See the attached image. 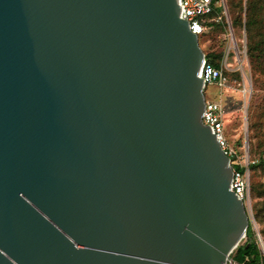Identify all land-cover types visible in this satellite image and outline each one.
Segmentation results:
<instances>
[{"label":"water","instance_id":"water-1","mask_svg":"<svg viewBox=\"0 0 264 264\" xmlns=\"http://www.w3.org/2000/svg\"><path fill=\"white\" fill-rule=\"evenodd\" d=\"M179 7L0 0V264H226L246 238Z\"/></svg>","mask_w":264,"mask_h":264},{"label":"rangeland","instance_id":"rangeland-1","mask_svg":"<svg viewBox=\"0 0 264 264\" xmlns=\"http://www.w3.org/2000/svg\"><path fill=\"white\" fill-rule=\"evenodd\" d=\"M224 6L225 8L221 6V11L216 16V18L222 16L225 19L224 33L210 27L206 28L205 36L199 40V46L204 54L223 53L221 66L223 74L228 79V84L225 88L208 86L204 91V97L209 102H221L225 108L223 136L226 148L234 158L236 165L245 166L249 160L264 158V152L250 154L248 146L249 122H257L258 133L264 136V73L257 72L256 76H253L254 72L247 56L245 30L231 27L226 0H224ZM235 74L239 75L238 79L233 78ZM261 167L256 169L259 170ZM252 174L253 171H250L249 205L246 211L249 216V227L255 240L257 241L256 234H258L264 245L262 226L255 220L252 208L255 202L250 192Z\"/></svg>","mask_w":264,"mask_h":264},{"label":"trees","instance_id":"trees-1","mask_svg":"<svg viewBox=\"0 0 264 264\" xmlns=\"http://www.w3.org/2000/svg\"><path fill=\"white\" fill-rule=\"evenodd\" d=\"M230 24L232 28L244 29L246 34V49L247 56L251 65V69L255 73H264V0H226ZM221 6H215L214 11L205 16L209 22L206 24L207 28L224 33L225 19L222 16L216 18L220 13ZM219 19V20H218ZM205 36L203 33L199 40ZM207 61L219 68L223 58V53H208L205 54ZM234 79H238L239 75H233ZM264 115V112H263ZM257 122H249L248 126V146L249 153L264 152V136L258 133ZM231 161L234 158H230ZM258 165L250 166L249 170L252 172L250 192L255 202L253 204L254 218L259 225L262 226L261 233L264 236V158L259 160ZM233 168H235L233 166ZM239 169V167H236ZM261 178V179H258ZM247 241L238 246L233 256L234 260L239 264H261L262 256L254 238V235L249 227L246 233Z\"/></svg>","mask_w":264,"mask_h":264},{"label":"built area","instance_id":"built-area-1","mask_svg":"<svg viewBox=\"0 0 264 264\" xmlns=\"http://www.w3.org/2000/svg\"><path fill=\"white\" fill-rule=\"evenodd\" d=\"M216 5L224 6V0H180V18L187 21L190 31L196 34L199 37L205 33L206 24L209 22L205 16L211 14ZM230 26V24H229ZM199 79L203 80V92L208 86H216L218 88H225L228 84L227 77L223 74L222 66L215 68L212 66L204 56V63L198 73ZM224 116L225 108L221 102H209L205 99L204 110L202 113V123L208 127L212 134L216 137L217 141L221 145L222 149L225 151L226 155L229 158H233L230 155V152L226 148L225 138L223 136L224 131ZM259 160H249L246 162L245 166L236 165L234 160L230 164L232 167V183H231V192H233L237 198H239L245 208L249 205V167L257 165ZM233 166L235 168H233ZM239 167L237 169L236 167ZM257 244L262 256L261 264H264V245L260 239V236L256 234ZM247 241V237L239 245H243ZM237 249V248H236ZM236 249L226 261V264H239L237 263L233 256L236 252Z\"/></svg>","mask_w":264,"mask_h":264},{"label":"crops","instance_id":"crops-1","mask_svg":"<svg viewBox=\"0 0 264 264\" xmlns=\"http://www.w3.org/2000/svg\"><path fill=\"white\" fill-rule=\"evenodd\" d=\"M216 6H220V5H216Z\"/></svg>","mask_w":264,"mask_h":264}]
</instances>
